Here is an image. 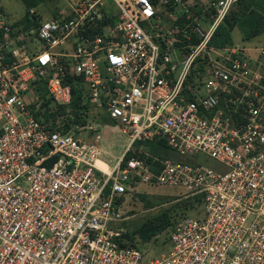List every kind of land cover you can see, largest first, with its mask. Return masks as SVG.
Wrapping results in <instances>:
<instances>
[{
	"label": "built area",
	"instance_id": "built-area-1",
	"mask_svg": "<svg viewBox=\"0 0 264 264\" xmlns=\"http://www.w3.org/2000/svg\"><path fill=\"white\" fill-rule=\"evenodd\" d=\"M127 1L134 13L114 0V19L102 0H71L29 27L0 14V264H264V46L257 57L210 46L235 0ZM152 21L150 33L141 24ZM176 48L187 56L179 74ZM195 63L208 76L196 82L200 95L186 86ZM101 116L128 139L107 170L98 166L100 134L83 136ZM160 188L202 206L169 229L168 253L148 260L112 225L125 220L127 196Z\"/></svg>",
	"mask_w": 264,
	"mask_h": 264
},
{
	"label": "rangeland",
	"instance_id": "rangeland-1",
	"mask_svg": "<svg viewBox=\"0 0 264 264\" xmlns=\"http://www.w3.org/2000/svg\"><path fill=\"white\" fill-rule=\"evenodd\" d=\"M69 2H71V0H0V14L5 15L10 25L19 28L22 25H34V19L37 17L42 20L50 19L52 16L56 15L59 10L65 9ZM120 2L126 6L130 13H134V8H131L127 0H120ZM101 6L99 10L101 8L100 11L108 17L113 16L114 19L115 16L118 15L119 9L114 0H102ZM31 10L35 12L34 15L30 14ZM207 13L208 14L202 15L201 18H204L203 21H206L210 17L209 12ZM141 25L150 33H153L155 30L153 21L151 22L153 27H151L149 22L142 23ZM233 38L235 45H239L241 48L246 49L256 47L260 44L262 45V42H264V35L255 40L244 41L243 34L239 29L233 32ZM37 43L40 46V41ZM252 52V56H258V53L253 49ZM211 56L215 57V52H211ZM186 57L187 56L183 55L182 51L179 49L173 50L172 52V66L177 68L178 74L182 69L181 62H184ZM200 69L203 70L200 64L195 63L186 81V86L193 88V93L196 95L203 93L202 83L199 85L196 84V82H201V79L205 81L208 77L204 76L206 74L205 71L201 72ZM196 74H200V76ZM91 125L94 127V131L88 130L83 136L86 137L87 141L93 142L94 134L99 133L101 136L99 146L102 152L100 159H103V162H107L108 167L113 166L121 157L128 144V139L121 132L122 125L117 121L110 120L106 116L96 118ZM135 147L145 152L155 151L159 154H169L168 156L170 157L181 159L183 163L193 165L197 163L199 159L203 165L209 168L215 170L223 168L222 165L206 155H200L198 157H181L175 153H171L167 147L157 143L137 142ZM103 162L99 161L98 166L105 170L107 169V165ZM177 193L176 190L166 188H160L157 192L149 189H140L137 193L129 195L126 198V205L124 207L125 212H123L125 220L112 225L114 227H121L129 236L131 235V239L127 238V243L134 244L136 248L144 251L148 260L161 258L168 253L171 244L169 229L158 234L157 238H154L150 242L143 243L135 232L144 221L166 217L171 226L183 218H195L196 216L194 209L185 210L183 203L175 200L173 196ZM140 195H147L148 198L144 200Z\"/></svg>",
	"mask_w": 264,
	"mask_h": 264
},
{
	"label": "trees",
	"instance_id": "trees-1",
	"mask_svg": "<svg viewBox=\"0 0 264 264\" xmlns=\"http://www.w3.org/2000/svg\"><path fill=\"white\" fill-rule=\"evenodd\" d=\"M111 19H107L103 23H100L97 31H101V28L106 24H112ZM29 27L30 25H26ZM239 29L243 34L244 41H250L258 36L264 34V0H235L228 15L218 27L215 32L210 46L216 49H225L234 46L233 32ZM92 36L93 30H89ZM200 71H204L201 70ZM44 93L41 95L43 100L42 107L46 110L53 107L52 101L48 98L45 90L42 89ZM73 109L81 108V100L79 96L74 92V97L71 103ZM52 114H46L45 119L53 118ZM78 117V116H77ZM40 119V118H39ZM81 122V121H80ZM83 123H86L84 121ZM154 155H169V154H159L155 151H151ZM130 156V155H129ZM140 197L146 200L147 195H140ZM185 210L196 209L197 206L201 205V198H195L194 200L182 201ZM173 225H169V221L166 217L154 218L151 220L144 221L136 230L135 234L138 235L139 239L143 243H148L154 238H157L158 234L163 231L170 229ZM131 239V235H126V239ZM130 246L136 247L134 244H128Z\"/></svg>",
	"mask_w": 264,
	"mask_h": 264
},
{
	"label": "crops",
	"instance_id": "crops-1",
	"mask_svg": "<svg viewBox=\"0 0 264 264\" xmlns=\"http://www.w3.org/2000/svg\"><path fill=\"white\" fill-rule=\"evenodd\" d=\"M195 1L198 2V4L201 6V4H202L201 2H202L203 0H195ZM200 11H201L203 14H208L207 12L204 13V11H203L202 8H200ZM201 12H200V13H201ZM202 13H201V14H202ZM203 14H202V15H203ZM263 35H264V34H262L261 36H258V37H262ZM258 37H256V38H258ZM256 38H254L253 40H255ZM251 40H252V39H251ZM263 46H264V42H262V45L260 44V45H258V46H256V47L247 48V49H249V50H252V49H253V50H257L259 47H263ZM100 161L103 162V159H100ZM103 163L106 164V165L108 166V163H107V162L104 161Z\"/></svg>",
	"mask_w": 264,
	"mask_h": 264
},
{
	"label": "water",
	"instance_id": "water-1",
	"mask_svg": "<svg viewBox=\"0 0 264 264\" xmlns=\"http://www.w3.org/2000/svg\"><path fill=\"white\" fill-rule=\"evenodd\" d=\"M58 160V156H55L52 160H50L49 162L46 163V166L48 168L52 167L54 163H56V161Z\"/></svg>",
	"mask_w": 264,
	"mask_h": 264
},
{
	"label": "bare ground",
	"instance_id": "bare-ground-1",
	"mask_svg": "<svg viewBox=\"0 0 264 264\" xmlns=\"http://www.w3.org/2000/svg\"><path fill=\"white\" fill-rule=\"evenodd\" d=\"M105 170H107V169H105Z\"/></svg>",
	"mask_w": 264,
	"mask_h": 264
}]
</instances>
